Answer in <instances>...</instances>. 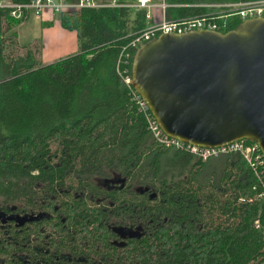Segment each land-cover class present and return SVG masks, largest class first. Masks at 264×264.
Masks as SVG:
<instances>
[{
	"label": "trees",
	"instance_id": "16d2710c",
	"mask_svg": "<svg viewBox=\"0 0 264 264\" xmlns=\"http://www.w3.org/2000/svg\"><path fill=\"white\" fill-rule=\"evenodd\" d=\"M6 1L0 264H264V163L252 166L240 151L204 159L161 143L151 111L126 83L147 10L105 3L53 12L79 48L44 62L42 41L21 45L15 29L35 15L26 9L33 0ZM249 1L164 0L165 19L216 21L224 11L227 32L243 19L225 5ZM13 47L26 49L14 57ZM113 175L122 179L116 188L104 184ZM24 213L33 216L26 229Z\"/></svg>",
	"mask_w": 264,
	"mask_h": 264
},
{
	"label": "water",
	"instance_id": "95a60500",
	"mask_svg": "<svg viewBox=\"0 0 264 264\" xmlns=\"http://www.w3.org/2000/svg\"><path fill=\"white\" fill-rule=\"evenodd\" d=\"M131 80L168 137L205 149L248 140L264 156V16L162 33L135 50Z\"/></svg>",
	"mask_w": 264,
	"mask_h": 264
},
{
	"label": "built area",
	"instance_id": "2783aa9c",
	"mask_svg": "<svg viewBox=\"0 0 264 264\" xmlns=\"http://www.w3.org/2000/svg\"><path fill=\"white\" fill-rule=\"evenodd\" d=\"M152 0H111L106 3L108 6H127L132 8H146L150 5ZM5 3L0 2V5ZM7 5V4H6ZM100 6L94 4L93 0H80L78 3H65L63 1L56 2L54 0H33L31 4L26 6V9H32L33 13L37 16H41L43 11L46 9H51L53 12H59L61 10L67 9H79L81 7H92ZM165 8V3L162 4ZM226 7H229L231 12L229 15H237L241 19L245 20L251 17H261L264 16V0H254L249 2H241L234 4H226ZM17 17H22V10L13 12ZM228 15L224 14V11L216 13L214 18L210 17H188L180 20H162L159 23L150 25L147 29L142 31L130 44L131 49L135 51L141 44L149 41L150 39L162 34V33H183L192 30H211V31H222V29L227 27V22H221L219 19H225ZM129 55V54H127ZM126 83H132L131 78L126 79ZM139 95V94H138ZM140 96V95H139ZM140 105L143 109L149 111L146 102L141 98ZM150 130L153 133L155 139L164 143L167 146H173L177 148H186L190 152L197 154L204 159L208 156L216 155L219 152H228V151H240L245 155V158L252 166H257L258 162L264 163V156L259 147L255 142L250 144L247 143L248 140H241L234 142L228 146L218 148V149H205L197 146H192L182 142L181 140L168 137L160 128L156 119L152 115L149 117Z\"/></svg>",
	"mask_w": 264,
	"mask_h": 264
},
{
	"label": "crops",
	"instance_id": "0c3cea01",
	"mask_svg": "<svg viewBox=\"0 0 264 264\" xmlns=\"http://www.w3.org/2000/svg\"><path fill=\"white\" fill-rule=\"evenodd\" d=\"M107 0H93L94 4L96 5H103ZM135 1V0H130ZM164 0H152L150 5L146 7L148 17H147V27H149L152 24L159 23L162 20L165 19V9L162 6L164 4ZM165 5H167L165 3ZM156 11H158L161 16L156 14ZM47 13L46 18L43 21H49L48 25L50 23H54V27L56 25L59 26L58 32L52 31L49 36V43L51 48H47V45L43 43L42 41V59L44 62H51L55 59H59L62 57H65L71 53H75L78 51L79 48V42L77 33L72 30H68L64 28L60 21V16L58 13H53L51 9L45 11ZM58 15V16H57ZM43 16V15H42ZM57 16V17H56ZM34 18V16H32ZM56 17V18H55ZM32 19V18H31ZM42 21V22H43ZM43 24V23H42ZM44 26V25H43ZM44 28L46 31H51L52 28Z\"/></svg>",
	"mask_w": 264,
	"mask_h": 264
},
{
	"label": "rangeland",
	"instance_id": "374dc122",
	"mask_svg": "<svg viewBox=\"0 0 264 264\" xmlns=\"http://www.w3.org/2000/svg\"><path fill=\"white\" fill-rule=\"evenodd\" d=\"M110 1L111 0H107L106 2H110ZM2 3L7 4L8 2L6 0H4V2H2ZM156 14L158 16L159 15L161 16V14L158 11H156ZM46 15H47L46 12H44L43 16H35L34 15V18L31 17L32 19H30L29 21L21 23L18 27L15 28V29H17V32H18V40L20 42L19 44L26 45L29 42H34L35 40H37V41H43V43H45L47 45V48H51L50 43H49V36H50L52 31L58 32L59 26L56 25L54 27L55 22L50 23L49 25L43 26L42 21L46 18ZM49 27H54V28H52L51 31H46L44 29V28H49ZM33 46H34V44H33ZM24 48L25 47H23V48H20V47L14 48L13 47V48H11V54L14 57L22 56V54H24ZM39 49H40L39 44L37 43L34 46V50L36 51L37 54L40 53Z\"/></svg>",
	"mask_w": 264,
	"mask_h": 264
},
{
	"label": "flooded vegetation",
	"instance_id": "af4514ba",
	"mask_svg": "<svg viewBox=\"0 0 264 264\" xmlns=\"http://www.w3.org/2000/svg\"><path fill=\"white\" fill-rule=\"evenodd\" d=\"M122 182V179L119 178L118 176L116 175H113L112 177H105L104 178V184L110 186L111 188H116L119 186V183ZM77 195H80V196H84L85 193L84 192H76ZM33 216H31L29 213H24L22 215V224L24 225V229L27 228L28 224L31 223L33 221ZM112 223H114V221H111L109 223V225H111ZM25 236V235H24Z\"/></svg>",
	"mask_w": 264,
	"mask_h": 264
},
{
	"label": "bare ground",
	"instance_id": "6f19581e",
	"mask_svg": "<svg viewBox=\"0 0 264 264\" xmlns=\"http://www.w3.org/2000/svg\"><path fill=\"white\" fill-rule=\"evenodd\" d=\"M216 14V13H215Z\"/></svg>",
	"mask_w": 264,
	"mask_h": 264
}]
</instances>
